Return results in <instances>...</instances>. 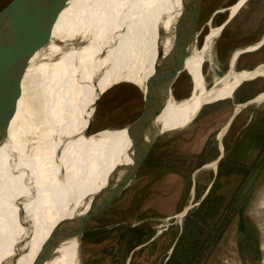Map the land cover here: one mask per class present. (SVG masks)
Returning a JSON list of instances; mask_svg holds the SVG:
<instances>
[{"label": "bare ground", "instance_id": "bare-ground-1", "mask_svg": "<svg viewBox=\"0 0 264 264\" xmlns=\"http://www.w3.org/2000/svg\"><path fill=\"white\" fill-rule=\"evenodd\" d=\"M99 1L69 0L54 26L50 43L27 68L24 93L8 137L0 146V264H32L51 231L64 221L83 216L114 173L132 164L133 148L126 128L89 137L85 131L101 95L114 85L140 82L146 88L153 73L151 63L155 67L160 55L167 56L174 39L155 58L152 52L135 50L132 61L126 59L140 81L124 80L99 88L102 78L115 77L119 72L127 56L124 47L131 46L129 38L137 37L136 29L151 18L163 0H117L111 5L112 0H106L108 6ZM247 1L239 0L232 6L231 16ZM145 25L150 27L149 23ZM221 30L211 28L203 47L193 41L186 48L189 56L185 68L191 71L195 84L192 96L176 101L172 94H165L150 122L154 131L177 133L187 128L208 104L230 99L240 84L264 78V63L252 70L234 71L233 62L239 52L232 57L229 72L206 86L203 66L210 60L211 48ZM263 99L264 93L256 101ZM192 112L181 127L172 128ZM223 134L224 130L218 139ZM125 136L115 151L117 157L87 191L86 180L100 159L117 139ZM9 166L15 169L14 175L9 173ZM20 178H24L23 185ZM16 211L18 222L14 218ZM55 247L45 264H68L74 250L72 264H79L77 238L62 240Z\"/></svg>", "mask_w": 264, "mask_h": 264}, {"label": "rangeland", "instance_id": "rangeland-1", "mask_svg": "<svg viewBox=\"0 0 264 264\" xmlns=\"http://www.w3.org/2000/svg\"><path fill=\"white\" fill-rule=\"evenodd\" d=\"M6 1L0 0V7ZM115 1L117 0H112L109 5ZM190 2L191 0H163L151 18L136 29L137 37L129 38L132 41L131 46L124 47L127 56L119 72L115 77L102 78L98 87L103 88L109 83L124 80L140 81L134 68L128 63L132 61L134 51L141 50L147 54L152 52L151 55L154 54L155 58V55L174 39L176 32L184 29ZM234 2L236 0H203L196 28L198 46H204L205 36L210 34L211 28L220 29L217 26L226 18L227 12L230 13V6ZM106 5L108 6L107 2ZM146 23H149L150 27L146 26ZM263 35L264 0H249L214 41L210 60L203 66L206 86H211L215 78L223 77L229 72L227 66L232 54L234 57L240 52L234 65L237 72L252 70L257 65H262ZM118 46L119 43L117 48ZM253 46L257 47L250 49ZM111 58L114 60L115 52ZM151 65L153 72L154 66L152 63ZM184 70L186 73H183L172 87V95L177 101L191 97L195 87L191 71L186 68ZM263 91L264 78L245 82L232 98L205 106L187 128L158 137L145 164L129 185L106 210L88 223L79 244V264L165 262L173 236L177 232L179 234L185 219L183 218L180 224L177 217L190 201L192 181L195 183L194 202L198 203L203 190L213 179L215 170L202 169L193 177L194 172L217 159L220 130L228 123L236 106L262 94ZM144 92L140 82L138 85L120 83L107 90L95 106L91 136L110 130L120 131L131 126L143 110ZM193 113L172 128L181 127ZM248 121L264 122V101L242 108L229 126V135L220 140L227 147H232L234 142L240 141L242 127ZM126 137L117 139L110 152L108 150L100 159L93 174L86 180L87 191L92 189L102 172L117 157L114 156L115 151ZM19 148L21 149V146ZM150 160L152 163H149ZM252 160L253 157L246 162L251 164ZM242 182L241 177L231 176L228 183L222 187L220 192L225 195L226 203L231 200ZM249 185L242 186V192H237L241 199L236 203L237 207L248 194L251 187ZM249 196L244 211L247 236L243 238L238 233L235 216L206 264H264V172L259 176ZM133 227H144L148 234L142 238L141 244L129 250L126 249V231ZM74 254L75 250L68 264L73 263Z\"/></svg>", "mask_w": 264, "mask_h": 264}, {"label": "water", "instance_id": "water-1", "mask_svg": "<svg viewBox=\"0 0 264 264\" xmlns=\"http://www.w3.org/2000/svg\"><path fill=\"white\" fill-rule=\"evenodd\" d=\"M68 1L69 0H7L0 7V146L8 137L10 124L17 111L18 101L24 93L23 80L29 63L36 54L44 50L50 43L54 26L60 14L65 10ZM238 1L239 0H236L232 6ZM202 2L203 0H192L188 9L186 29H179V31L176 32L171 50L166 57H162V55L159 56L160 58L157 66L154 67L152 75L146 81L145 92L142 94L143 110L132 125L126 128L130 135V141L133 148L132 164L114 173L106 187L93 198L92 204L83 216L79 217L76 221H64L57 225L55 229L51 231L48 239L41 246L40 251L32 264H45L53 250H55V245L57 243L59 244L62 240L77 238L80 244V240L88 223L94 217L106 210L129 185L141 167L145 164L157 138L176 133L154 131L150 122L153 114L158 109L161 98L165 94L171 95L172 87L177 79L183 73H186L184 70L185 62L189 56L186 48L193 41L196 42V28ZM237 13L234 16H231V14L227 12L226 18L217 27L224 30ZM221 33L217 38L220 37ZM261 40V44H263L264 35ZM231 63L230 59L229 69ZM199 73L200 81L203 82L202 66L199 68ZM256 98L257 96L236 106L232 117L222 129L224 130V134L242 108L264 101V99L256 101ZM31 106H34L33 99L31 101ZM200 111L198 113H200ZM91 124L92 120L89 122L85 131L87 137L91 135ZM217 140L220 150L221 140L220 138ZM222 157L223 155L221 152L220 156L215 161L196 170L193 177L202 169H212V167H214V170L216 171L218 163ZM15 172V169L13 170L9 166V173L14 175ZM23 181L24 178H20L22 185L24 183ZM211 185L212 183H210L208 189ZM207 192L208 191H206V193ZM190 194L188 205L177 217L180 220V224L182 219L187 216L192 208L198 206L205 197V195L201 197L198 203L194 202V181H192ZM14 218L15 221H19L18 211H16ZM239 227L242 231L244 227L243 208L239 209ZM181 230L182 227L180 228L179 234L181 233ZM176 242L177 240L174 241L170 248L168 257L171 255ZM209 251L210 249L204 255L202 262L208 255ZM14 260L15 259H12V262Z\"/></svg>", "mask_w": 264, "mask_h": 264}, {"label": "trees", "instance_id": "trees-1", "mask_svg": "<svg viewBox=\"0 0 264 264\" xmlns=\"http://www.w3.org/2000/svg\"><path fill=\"white\" fill-rule=\"evenodd\" d=\"M263 137L255 134L252 142L260 146ZM152 163V160L149 161ZM229 169L223 165L217 174V178L205 199L192 209L185 217L181 233L173 236L169 249L177 240L171 255L162 264H206L211 258L213 251L217 248L225 232L231 226L233 219L237 216L238 207L236 203L241 201L236 193L226 203V197L220 192L222 187L228 183ZM246 177H243L245 181ZM250 196L245 197L243 202L249 201ZM126 249L132 250L141 244L142 238L147 235L144 227H133L126 231ZM214 248V249H213ZM208 255L203 260L204 255Z\"/></svg>", "mask_w": 264, "mask_h": 264}, {"label": "flooded vegetation", "instance_id": "flooded-vegetation-1", "mask_svg": "<svg viewBox=\"0 0 264 264\" xmlns=\"http://www.w3.org/2000/svg\"><path fill=\"white\" fill-rule=\"evenodd\" d=\"M230 59H229V61H230ZM236 60H237V58H236ZM235 61L233 62L234 65H235ZM259 65H257V66H259ZM227 68H228L227 69V71H228L229 70V62H228ZM235 72H237V71H235ZM203 74H204V72H203ZM239 87H237L235 91H237V89ZM235 91H234L232 97L234 96ZM261 118H263V116ZM263 124H264V122H250V121H248L245 124V126L242 127L243 128V134L241 136L240 141L234 142V145L232 147H227V145H225L221 141L220 150L218 148L219 154H218L217 158L220 156L221 152H222L223 157L219 161L218 166L216 168V171L214 172V177L210 182V183H212V185L210 186L209 189H208V187H209L210 183L208 184V186H206V188L203 190V194L201 195V197H203L204 195L206 197L208 195L210 189L212 188V186H213V184L217 178V174L219 173V171L223 165L227 166V168L230 170L228 173L229 177H231V176L232 177L233 176L234 177H241L242 179H243V177H246L245 181L243 180L242 183L245 186H246V184H248V185L250 184L249 186H251V187L248 189V194L245 197H248L249 194H251V192L253 191L254 184H256L259 176H261V174L264 172V126H263ZM230 132H231V127H229L226 130V132L223 136L229 135ZM255 134H259L263 137L262 138L263 141L259 147L256 146L255 143H253L251 141L252 137ZM225 142H226V140H225ZM252 157H253V160H252L251 164L247 163L246 160H250ZM243 184L241 186H239V188L237 189L235 194L237 192H242V190H243L242 188L245 187ZM242 186H244V187H242ZM206 191H208V192L206 193ZM205 197L203 198V200L205 199ZM246 207H247V202H243L242 204L239 205L238 211H237V230H238V233L241 234V236H243V238L246 237L248 234L247 220L244 216V211H245ZM240 208H243V218H244V227H243L242 231L239 227V209Z\"/></svg>", "mask_w": 264, "mask_h": 264}]
</instances>
